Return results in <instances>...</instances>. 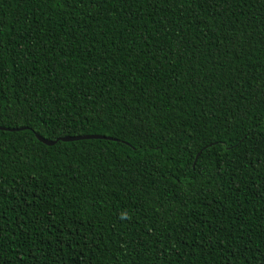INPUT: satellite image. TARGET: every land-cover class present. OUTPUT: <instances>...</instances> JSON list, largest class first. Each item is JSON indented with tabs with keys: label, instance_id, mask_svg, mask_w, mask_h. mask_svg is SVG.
<instances>
[{
	"label": "trees",
	"instance_id": "16d2710c",
	"mask_svg": "<svg viewBox=\"0 0 264 264\" xmlns=\"http://www.w3.org/2000/svg\"><path fill=\"white\" fill-rule=\"evenodd\" d=\"M0 126V264H264V0H0Z\"/></svg>",
	"mask_w": 264,
	"mask_h": 264
},
{
	"label": "water",
	"instance_id": "95a60500",
	"mask_svg": "<svg viewBox=\"0 0 264 264\" xmlns=\"http://www.w3.org/2000/svg\"><path fill=\"white\" fill-rule=\"evenodd\" d=\"M0 128H8V127H3V126H0ZM24 128V127H23ZM11 129H22V127H19V128H11ZM38 138L47 143V144H54L57 142L58 139H62L64 141H71V140H76V139H85V138H111L110 136H106V135H103V134H97V133H92V134H81V135H66V136H62L60 138H57L55 140H50L48 138H45L41 135H37Z\"/></svg>",
	"mask_w": 264,
	"mask_h": 264
}]
</instances>
